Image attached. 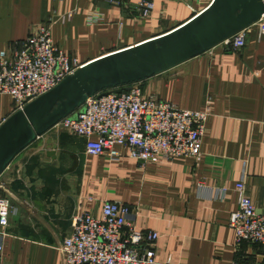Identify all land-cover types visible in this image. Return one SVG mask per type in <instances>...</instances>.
<instances>
[{"label": "crops", "instance_id": "crops-1", "mask_svg": "<svg viewBox=\"0 0 264 264\" xmlns=\"http://www.w3.org/2000/svg\"><path fill=\"white\" fill-rule=\"evenodd\" d=\"M114 1L0 0V53L9 55L44 25L54 46L88 64L175 31L211 2ZM139 1L153 4L146 17ZM92 12L101 21L87 25ZM243 33L238 51L216 45L137 82L143 96L207 110L197 157L141 169L126 158L86 156L83 140L59 126L18 153L0 174V196L11 206L0 264H60L58 247L72 218L96 217L103 201L115 200L129 209L128 227L157 235L154 264H264V247L235 246L228 226L238 182L255 213H264V35L254 23ZM15 112L12 98L0 94V125ZM47 139L54 150L46 149Z\"/></svg>", "mask_w": 264, "mask_h": 264}, {"label": "built area", "instance_id": "built-area-1", "mask_svg": "<svg viewBox=\"0 0 264 264\" xmlns=\"http://www.w3.org/2000/svg\"><path fill=\"white\" fill-rule=\"evenodd\" d=\"M108 3L118 5L114 0ZM136 7L146 17L153 4L139 1ZM100 21L97 12L85 17L87 25ZM254 26L258 37L264 35V13ZM243 31L218 45L240 50L244 46ZM85 65L54 46L48 28L40 25L35 33L17 43L9 55L0 53V94L12 98L16 111L22 110ZM207 115L204 108L182 110L143 96L138 84L133 83L119 94L87 97L72 116L61 119L55 126L81 138L86 156L113 162L126 158L142 169L160 160L197 157ZM219 192L223 196L225 189ZM233 192L236 208L229 215L228 226L234 234V245L243 242L264 247V213H255L241 182L234 185ZM10 211L9 199L0 196V236L8 226ZM128 215L129 209L115 200L103 201L96 217L87 213L73 217L70 234L58 247L60 264H154L152 245L157 235L132 230L127 226ZM1 253L0 243V258Z\"/></svg>", "mask_w": 264, "mask_h": 264}, {"label": "water", "instance_id": "water-1", "mask_svg": "<svg viewBox=\"0 0 264 264\" xmlns=\"http://www.w3.org/2000/svg\"><path fill=\"white\" fill-rule=\"evenodd\" d=\"M263 13L264 0H211L175 31L77 69L0 125V174L18 153L78 109L87 97L127 91L129 85L218 45ZM44 143L47 150H54L49 139Z\"/></svg>", "mask_w": 264, "mask_h": 264}, {"label": "bare ground", "instance_id": "bare-ground-1", "mask_svg": "<svg viewBox=\"0 0 264 264\" xmlns=\"http://www.w3.org/2000/svg\"><path fill=\"white\" fill-rule=\"evenodd\" d=\"M106 57V56H105Z\"/></svg>", "mask_w": 264, "mask_h": 264}]
</instances>
